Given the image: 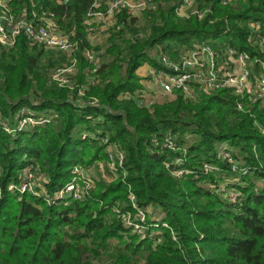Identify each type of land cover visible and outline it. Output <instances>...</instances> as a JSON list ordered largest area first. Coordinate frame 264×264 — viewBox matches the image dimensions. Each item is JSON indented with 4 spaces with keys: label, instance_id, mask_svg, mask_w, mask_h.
<instances>
[{
    "label": "trees",
    "instance_id": "16d2710c",
    "mask_svg": "<svg viewBox=\"0 0 264 264\" xmlns=\"http://www.w3.org/2000/svg\"><path fill=\"white\" fill-rule=\"evenodd\" d=\"M64 1L12 0L11 7L17 16L51 12L63 32H74L78 87L87 84L91 69L84 53L97 54L100 67L86 99H96L100 107H77V89L49 82L50 71L65 62L61 53L30 47L23 36L11 49L0 45L1 115L12 118L27 106L53 117L15 136L0 130V264H264V108L229 89L194 100L177 92L152 111L120 98L142 89L136 71L144 63L158 68L153 49L174 58L203 42L218 52L229 46L260 57L247 42V24H264V0L225 6L222 0H196L195 9L209 10L202 20L179 18L181 0H155L154 11L118 15L101 44L91 43L84 25L93 0ZM82 132L95 138L81 139ZM102 136L124 152L125 176L113 179L106 169L110 179L92 180L84 201L48 205L7 190L21 169L34 165L52 195L70 180L75 165L105 161ZM166 137L179 150L152 142ZM222 144L246 175L233 173L218 157ZM175 158H182L181 168L191 174L173 176L176 167L165 164ZM203 164L217 170L205 173ZM225 183L240 194L239 203L215 194L213 188ZM130 193L137 206L152 207L167 228L159 225L158 234L145 240L126 229L112 208L128 203Z\"/></svg>",
    "mask_w": 264,
    "mask_h": 264
},
{
    "label": "built area",
    "instance_id": "2783aa9c",
    "mask_svg": "<svg viewBox=\"0 0 264 264\" xmlns=\"http://www.w3.org/2000/svg\"><path fill=\"white\" fill-rule=\"evenodd\" d=\"M64 2H67L65 0ZM232 0H222L225 6ZM12 0H0V45L7 49L15 46L18 37L23 36L30 47H42L47 50H54L68 56L71 61L67 65L57 67L51 73V81L60 88L70 90L77 89V98L74 104L80 108H99L96 99H86L88 84H94V74L100 67L97 54L93 51L84 53L86 62L91 66L87 84L78 87L73 83L77 74V59L75 54L78 50V42L74 39V32H63L56 22L53 13L41 11L32 13L30 16L22 13L21 16L14 14L11 7ZM196 0H181L175 13L179 18L189 19L196 16L199 20L206 17L209 10L195 9ZM155 0H109L104 5L101 0H93L91 9L86 15L84 25L91 43L96 34L106 33L112 30L117 21V16L126 13L129 17H138L145 11L156 10ZM250 34L247 42L256 46L260 57L251 58L245 52H239L233 47L226 46L218 52L207 43H195L191 48L180 51L174 58L163 51H159L154 57L158 68L144 63L147 70L145 77H150L151 85L144 87L141 84V75L136 71L140 79L142 89L135 94L121 95V99H133L138 107L152 111L158 100H169L175 93H180L184 98L194 100L199 94L210 95L216 91L229 89L235 96L246 98L251 103H259L264 108V24L253 22L247 24ZM142 65V66H143ZM141 66V67H142ZM34 105L36 103H33ZM237 109H242V103L238 102ZM53 117L46 113H37L29 107H20L12 118L1 115L0 109V130L8 135L15 136L27 132L30 129L41 127L52 122ZM81 139L95 138L94 134L82 132ZM189 135L186 138L189 139ZM100 144L105 149L106 159L100 165L102 173L108 170L113 179L120 173L123 177L124 152L116 143L110 142L107 136L99 138ZM154 145L161 146L172 151L179 150L173 141L166 137L159 142L152 141ZM218 157L229 164L233 173L246 175V168H239L232 158L231 150L222 144L217 148ZM182 158H175L165 167H176L172 171L175 177H182L191 174V171L181 168ZM205 173L217 170L210 164H203ZM235 180H230L234 183ZM46 179L41 175L37 167L27 165L20 170L18 182L10 184L9 192H17L20 195L29 194L42 199L48 205L62 203L65 205L71 202H82L86 199L93 182L89 178L86 168L75 165L71 171V178L62 187L49 195L44 187ZM221 184L213 188L215 194L227 203H239L240 194L233 188ZM128 203L117 202L112 211L122 225L140 240L153 237L158 234L159 225L167 228L162 218L153 215L152 207L141 208L137 206L134 196L130 193ZM159 240H157V243Z\"/></svg>",
    "mask_w": 264,
    "mask_h": 264
},
{
    "label": "rangeland",
    "instance_id": "374dc122",
    "mask_svg": "<svg viewBox=\"0 0 264 264\" xmlns=\"http://www.w3.org/2000/svg\"><path fill=\"white\" fill-rule=\"evenodd\" d=\"M105 40V36L102 34V33H98V34H96L95 35V37H94V39H93V44H101V43H103V41ZM46 50V49H45ZM62 54V53H61ZM157 54V49H153L152 51H151V55H152V57H154L155 55ZM63 55V57H64V59H65V62L63 63V65H61V66H64V65H67L68 63H70V61H71V59L68 57V56H66V55H64V54H62ZM57 67H60V66H56L55 68H57ZM55 68H53L51 71H50V73H49V75H48V79H49V82L51 83V84H53V85H56L55 83H53L52 81H51V73L53 72V70L55 69ZM77 75H78V68H77V74H76V76L74 77V79H73V83L75 84L76 83V78H77ZM57 86V85H56ZM58 87V86H57ZM60 88V87H59ZM61 89H67V88H61ZM70 90V89H69ZM169 99H173V97H171V98H169ZM168 100V99H167ZM163 101L162 100H158L156 103L157 104H160V103H162ZM100 143V142H99ZM104 152H105V149H104ZM103 163H104V161H98V162H95L93 165H90V166H88L87 168H86V171H87V173H88V176H89V178L91 179V180H97V179H99V178H103V179H106V180H109L110 178H109V176H107L106 175V172L104 171V173H102V169L100 168V165H103ZM43 176V175H42ZM44 177V176H43ZM45 178V177H44Z\"/></svg>",
    "mask_w": 264,
    "mask_h": 264
},
{
    "label": "crops",
    "instance_id": "0c3cea01",
    "mask_svg": "<svg viewBox=\"0 0 264 264\" xmlns=\"http://www.w3.org/2000/svg\"><path fill=\"white\" fill-rule=\"evenodd\" d=\"M146 70H147V68L144 65L138 69V74L142 76V77H140L141 78V84L144 87H148L151 85L150 77H145Z\"/></svg>",
    "mask_w": 264,
    "mask_h": 264
}]
</instances>
